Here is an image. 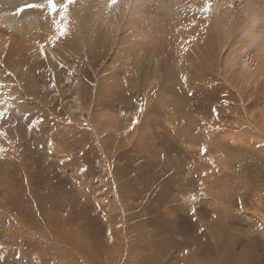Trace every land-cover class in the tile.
Listing matches in <instances>:
<instances>
[{"label": "rangeland", "instance_id": "1", "mask_svg": "<svg viewBox=\"0 0 264 264\" xmlns=\"http://www.w3.org/2000/svg\"><path fill=\"white\" fill-rule=\"evenodd\" d=\"M234 1L239 3L237 12ZM23 2L17 7L27 4ZM86 2L74 0L67 10L80 19ZM2 3L8 10L9 3L18 5L20 0ZM64 3L55 0L54 13L25 9L19 15L33 12L25 18L12 10L3 12L0 31L20 38L25 25L31 37L39 36L41 17L61 16ZM125 3L105 5L98 21L106 22L107 11L117 14ZM128 6L136 7L134 18L152 39H135L137 28H125L129 14L116 41L131 35L135 43L160 42L144 46L143 56L165 54L159 65L163 69L178 59L171 78L138 85L130 78L131 60L122 53L112 52L110 45L90 49L78 43V51L63 60L38 49L33 63L42 65L32 69L21 89L29 99L27 105L19 101L27 107L24 113L13 104V93H21L15 81L6 75L0 83L1 138L15 155L5 178L0 176V250L5 247L0 264H215V242L228 244L231 239L237 251L251 254L250 264H264V76H254L252 65L264 40L255 30L256 22L264 24V0H211L207 13L200 11L205 0H136ZM224 13L230 16V46L207 53L208 27L191 19L210 18L222 28ZM173 16L180 19L178 25ZM14 17L22 22L13 23ZM76 18L66 22L73 32L80 27ZM195 27L198 32L192 31ZM157 28L163 33L153 37ZM185 34L202 45L203 55L182 42ZM169 41L177 43V50L167 51ZM28 44L24 42L32 50ZM32 106L44 113L43 125H38ZM134 119L139 122L133 127ZM111 120L118 124L115 139L109 137L112 127L105 130ZM250 237L262 243L253 253Z\"/></svg>", "mask_w": 264, "mask_h": 264}, {"label": "bare ground", "instance_id": "2", "mask_svg": "<svg viewBox=\"0 0 264 264\" xmlns=\"http://www.w3.org/2000/svg\"><path fill=\"white\" fill-rule=\"evenodd\" d=\"M2 1L3 0H0V14L1 13L3 14V12L8 13L9 10H12L11 12H16V9L18 8L17 6L21 5L23 0H20V3L18 5H14L13 3H9V8L10 9H8V10H6V7H2L3 6L2 4L4 3V2L2 3ZM31 1L33 3L38 2V0H31ZM31 1H30V3H31ZM40 1H43V0H40ZM86 1H88V3ZM135 1L136 0H126V3L124 4V6H121L120 7L119 13H117V14H114L113 12H111V11L108 10L107 11L108 14H106L107 15V21L105 22V21L102 20V22H99L98 20L101 19V17H102L100 14H102L104 12L103 7L105 5H107V4H109V0H102V4H97L95 2V0H85V2L87 4L81 5L82 6L81 7V9H82L81 11H82L83 15L80 17V19L76 18V15L75 14H70L69 13V12H71L73 10H71V11L69 10V12H68V10L66 11V14L68 13V15H66V17H67L66 20L69 19V17L76 18L77 24L80 25V27L77 30L78 32H73L68 27V24L66 22H69L70 23L71 22L70 19L67 20V21L61 20V16H59V17H52L51 18L52 20H50V17L47 16L48 17L47 18L45 15H44L45 17H43V16L41 17V19H44V22L40 19L42 21V23H41V26H40V24H39V26L41 27V29L43 30V32L39 36L34 35L35 37H31V35H30L31 33L30 34L27 33V30L28 29H26V26L25 25H23V29L20 30V31H22L21 33H19L20 34V38H18L17 35L8 36L3 31H0V45H1V50H0V83L2 81L5 82V79H8L9 78V79L15 81V83L17 84V86L19 87V90L21 92V93H17V92L13 93V94H15V96H14V99L15 100H14L13 104H16L15 106L18 107L19 110H21L23 113H24V109L27 108V107L22 108L21 105L19 104V101L23 104V103H26L27 100H29L27 98V92L26 93H23L24 91H21V89L23 88L22 85L25 84L24 82H27L28 75L30 74V72L32 71V69H37V68L39 69L40 66L42 65V61L39 62V63H33V60L35 59V56H36V52L38 51V49L40 48V45H42V44H44V48L43 49H45V51L48 52V57L49 56H52V57H55L57 59H62V60L63 59H66L67 56H69L71 53H74V52H77L78 51L77 48L80 45V44L78 45V43H81L82 46L85 45V47L90 48V49L93 48V47H96V46L97 47L98 46L99 47L105 46V49H108V46L110 45L111 47L110 46L109 47H110V49H112V52H114V53L117 52L119 54V56H120V53H122L124 55V58L125 59L128 58V59L131 60V62H129V64H128L129 65L128 68L131 69L130 71H131L132 76H130V75L129 76H130V78L132 77L131 78V81L136 82L138 85L139 84L140 85L145 84L146 87H149L151 85V83L157 82V80L159 81V79L161 78V76L167 77V78H171L176 73V70L177 69L175 67L178 64L176 62H179L178 59H177V61H176V59H174L176 62H174L172 65L171 64H167L168 67L166 69L165 68L163 69V68H160L162 66H159V65H160V62L164 60L163 57L165 56V54L162 55V57L160 58V56H158V54L156 56L154 55L156 53V51H154V53H153L154 56H151V57L143 56L144 51H145V49H143L144 46L151 45V47H152L154 45L156 46V44L157 45H160V42L154 41V44H153L152 43V40L150 42L148 40L149 43L148 42L147 43H143V42H140V41L137 42V43H135V42H133L134 39L131 37V35H123V36H121V38L119 40L116 41V39H117L116 37L118 35L117 33L119 31V27L122 25L123 18H125V16L126 15H129V14L130 15H129V17H127V19L131 20L132 22L131 21H127V23L125 24V28H127L128 26H131V27L133 26L134 28H137L138 32L135 34V39L138 40L139 38H142L143 39L145 37H151V39H152L151 32L149 30H147L148 28L147 27H143L142 23L139 20H137V19L134 18L137 14H139V12L135 11L136 7H135V9H130L129 8L130 6H128V4L129 5L134 4ZM24 2H27V1L24 0ZM11 4H13V5H11ZM75 4L76 3H74L73 5H75ZM232 4H231V6H232ZM238 4H235V1H234L233 8H234V10L236 12L238 11V9H237L238 8ZM69 5H71V4H69ZM73 5H71V6H73ZM77 6H79V5H77ZM228 6H230V4ZM69 8H70V6H69ZM70 9H73V8H70ZM231 9H232V7H231ZM228 12H229V10H228ZM2 14H1V16H2ZM22 14L19 15V18H20V16H22V17L25 18V17H27V15L28 16L31 15V14L33 15V12L32 11H29V12H25V13H22ZM12 16H14V14ZM154 17H156V15ZM224 17H225V19H224V24H223V27L222 28H219L218 24L215 23V22L213 23L210 18H208L207 20H201V19H198L197 16H193L192 17L191 21L194 20L192 22L197 23V25L198 24L199 25L201 24L202 26L208 27V30H209V32L211 34L210 35V40L204 46L205 52L211 53V52H213L218 47H222V49H225L226 47H229L230 46L228 44V42H229V40L231 38V34H230L231 33V30L229 29V23L226 20L230 16H228L227 13H224ZM2 18H3V16H2ZM14 18L11 19L13 21V23L16 22L18 24V23H20V21L22 22V20L19 21L17 18H15V19ZM169 19H170V17L168 18V20ZM187 19H189V18L187 17ZM213 19H214V21L216 20L215 14L213 16ZM2 20H4V19H2ZM49 21L52 22L51 26L49 24ZM54 21H55V23H58L60 25V28L63 30V34H61L60 32L57 31V29L55 27ZM169 21H171V19ZM173 21L176 22L177 25L180 23V19H177L174 16L172 17V22ZM185 21L188 22V20H185ZM258 22H260V20H258ZM214 25H215V28H214ZM172 26H173V24H172ZM255 27H256L255 30L257 32H262L263 33V36H264V31H263L264 30V24L259 25L256 22L255 23ZM160 29H158V28H157V30L155 29L156 33H155V35H153V37L156 36V34L159 33V32H160L159 34H162L163 33ZM166 30H164V34H166L165 33ZM194 30H196V27L192 29V31H194ZM6 31H7V29H6ZM192 31H191V33L188 31V33L189 34L194 33ZM196 31L198 32L199 31V28ZM167 34H168V32H167ZM189 34H187V35L185 34L186 35V38L183 41H182V36L184 37V35L177 36V39H180V42L181 41L182 42L186 41V43H189L190 46H191V47H189V49H192L196 53L199 51V53H200V51H202V45L199 46L198 44H193V39L192 38H189L190 37ZM176 35H178V34H176ZM54 36L55 37H58L56 39V41H55V44H53L51 42V40H50V37H54ZM204 36H206V35H204ZM206 39H207V37H206ZM60 41H63L64 43L62 44V43H60ZM24 42L29 43L28 45L30 46V48H33V49L32 50H29L28 47L26 45H24ZM114 42H116V43H114ZM169 42H172V43H170L168 45V50L167 51H169V49L172 50V48H174V49L177 50V46H178L177 43L174 42V41H169ZM57 43H59V44H57ZM150 43H152V44H150ZM113 44L114 45L116 44L115 49L112 47ZM132 44H134V45H132ZM80 48L82 49V47H80ZM128 48H134V50L133 51H130ZM257 48H258L257 53L254 56H252V65H254L255 66V69H256V71L254 72L253 75L254 76H257V77H260V76H264V55L262 54V53H264V40L262 41V43L260 45L257 46ZM81 49H79V50L81 51ZM153 50H157V53H159L158 52L159 50L162 51V49H160L158 47H154ZM110 53H109V55H110ZM201 55H203V53H200L199 54V56H201ZM112 56H114V55H112ZM116 57H118V56H116ZM168 57L169 56H166V58H168ZM202 58H205V56H203ZM128 59H126V60H128ZM125 62L128 63L127 61H125ZM231 62H233V59L231 60ZM179 67L181 68L182 66H179ZM250 67H252V66L250 65L249 66V69H250ZM248 74H250V71L249 70H248ZM6 75H8L9 77L6 76ZM127 75H128V73H127ZM106 80H108V79H106ZM167 80H169V79H167ZM137 81H139V82H137ZM171 81H173V80H171ZM129 82H130V80H129ZM116 83H118V82H116ZM15 87H16V85H15ZM2 90H3V88L0 87V92ZM39 91H40V89L38 90V92ZM25 98L27 100H25ZM21 99H23V100H21ZM31 100H34V99L31 98ZM0 101L4 104L2 98H0ZM31 102L36 105L35 102H33V101H31ZM39 102H41V101H39ZM26 105H27V103H26ZM28 106H30V105H28ZM32 108H33V111H36L37 109H39V108L33 107V106H32ZM2 110H4V109H2ZM30 110H31V108H30ZM25 114H28V113H25ZM37 115L40 118V120L38 122V125H41V124L43 125L42 119L44 117V113L43 112H39V113L37 112ZM37 115H36V119H37ZM31 120H33V119H31ZM1 121H2V117H0V159L1 160L2 159H5V160H7L6 162H9L8 165H4L5 162L3 163V165L0 164V176L5 178L6 174L9 172V169H11L12 164L10 162L14 160L15 155L13 154V151H12L13 150L12 145L10 146L6 142L5 137L4 138H1L2 136H5V131L2 130V127H1V125H2V122ZM112 122H113L112 120L109 121V122H107L109 124V127L106 128L105 130L107 131L110 127H112L111 128L112 129L111 135L109 137L115 139V137L118 135V132H117L118 131L117 130L118 129L117 128V125L118 124L115 123V122H114V124H111ZM110 124H111V126H110ZM50 141H51V143H53L52 140H50ZM53 146H55V145H52V147ZM55 154L58 155L57 152ZM1 180H3V179H1ZM5 181H6V179H5ZM82 184H84V183L82 182ZM0 185H1V183H0ZM218 185H219V183H218ZM33 198H34V196H33ZM36 204H37V202H36ZM7 208H9V207H7ZM261 222H263V220ZM260 224H261L260 227H264V224L263 223H260ZM55 231H56V229H55ZM42 232H43V230H42ZM47 232H48V230H47ZM57 232H58V230H57ZM47 235H48V233H47ZM53 236H55V235H53ZM58 236H59V234H58ZM251 239H252V237H250L249 240H251ZM257 240H258V238H257ZM233 241H235V240L234 239H231L228 244H225L222 241L215 242L216 247H217V251H216V258L217 259H215L213 261V262H215V264H250V262L252 260L251 254H248L245 250L237 251L236 250V248H237L236 243L237 242L235 244H233ZM3 244H5V243H3ZM247 244L250 247L249 248V252L253 253L256 250L258 251L259 245H261L262 243L259 244L257 241L251 240V241H248ZM73 246H72V248H73ZM119 247H120V245H119ZM263 247H264V245H263ZM2 248H1V250H2ZM76 249H78V248H76ZM63 251H65V250H63ZM260 252H261L260 256H264V248L261 249ZM258 257H259V255H258ZM253 260H254V258H253ZM260 260L261 259L259 258L258 261L260 262ZM193 264H198V263L197 262H194ZM211 264H213V263H211Z\"/></svg>", "mask_w": 264, "mask_h": 264}, {"label": "snow or ice", "instance_id": "3", "mask_svg": "<svg viewBox=\"0 0 264 264\" xmlns=\"http://www.w3.org/2000/svg\"><path fill=\"white\" fill-rule=\"evenodd\" d=\"M74 0H65V3L60 7L59 11L61 13V20H65L67 17L65 15L68 5L73 3ZM118 2V0H109V4L108 6L111 8L114 4H116ZM25 9H35V10H40V11H44L45 9L49 12V13H54L57 11L56 5H55V0H44V2H35V3H27L25 5H23L20 8L16 9V14L19 15L21 12H23ZM211 10V0H205V6L200 9L201 12L203 13H207ZM193 11H196V9H193ZM55 23V21H54ZM55 27L57 29L58 32H60L61 34H63V30L60 28V25L58 23H55ZM58 37H50V40L53 44H55V41ZM41 48V53L43 54V45H40ZM181 79H183L185 82L187 81V77H181ZM189 95L191 96L192 93L189 92ZM140 112H143V107H141L139 109ZM213 113L216 114V109H212ZM4 113L0 112V117H3ZM217 118H218V114ZM139 120L138 119H134L133 120V127L135 126L136 123H138ZM31 130V129H29ZM202 152H206L207 149L206 148H202L201 149ZM81 171H86V169H81ZM195 196H191L190 199L191 200H195ZM191 212L193 213V215H195V208L190 209ZM202 231V229H201ZM187 251V250H186Z\"/></svg>", "mask_w": 264, "mask_h": 264}]
</instances>
